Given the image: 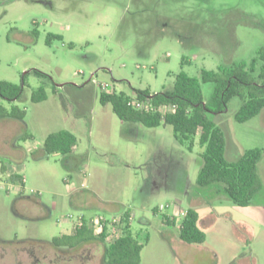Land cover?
<instances>
[{
    "label": "rangeland",
    "instance_id": "374dc122",
    "mask_svg": "<svg viewBox=\"0 0 264 264\" xmlns=\"http://www.w3.org/2000/svg\"><path fill=\"white\" fill-rule=\"evenodd\" d=\"M262 49L264 0H0V81L23 86L19 99L0 98L8 116L12 106L23 112V123L0 120V264H106L104 241L68 251L49 242L80 212L124 208L143 242L140 264H264V110L236 121L235 96L209 114L226 160L262 150V189L241 207L216 193L219 183L196 184L197 139L188 150L171 125L121 120L100 101V84L136 98L171 89L180 72L198 78L208 99L213 83L201 82L202 70L257 59L258 72ZM39 87L46 98L33 102ZM60 129L76 136L72 152L46 153L44 139ZM189 207L202 215L203 244L179 243L178 225L163 222Z\"/></svg>",
    "mask_w": 264,
    "mask_h": 264
},
{
    "label": "trees",
    "instance_id": "16d2710c",
    "mask_svg": "<svg viewBox=\"0 0 264 264\" xmlns=\"http://www.w3.org/2000/svg\"><path fill=\"white\" fill-rule=\"evenodd\" d=\"M259 58L264 61V49L260 51ZM256 65L257 59H252L248 65L238 62L231 67H219L217 71L202 70L201 82L213 83L208 99L203 96L200 80L185 72L177 74L171 89L157 93H150L148 90L136 91L137 99H149L154 105H175L172 111L164 115L158 111L149 113L129 106L127 102L130 98L123 92H101L100 101L110 103L113 112L121 120L140 122L148 127H157L161 123L171 125L176 140L188 150H192L197 139L202 149V164L196 184L212 187L219 183L216 193L223 194L234 204L245 207L253 203L263 186L257 170L262 150L254 147L244 151L235 161L226 160L223 131L209 114L225 112L229 100L235 96L243 99L234 113L236 121L244 122L264 110V67L257 72ZM34 71L41 74L38 70ZM23 79L24 74L21 84H24ZM22 93V85L0 81V98L12 102L19 99ZM45 98L46 93L42 87L31 96L33 102H40ZM22 113L16 106H12L8 116L7 110L0 105V118L22 120ZM75 144L76 136L69 130L60 129L46 136L43 149L46 153L67 155L72 152ZM3 169L2 165L1 170ZM10 177L20 176L15 174ZM21 180L23 181L22 178ZM199 217L197 209L189 207L185 210L179 225V238L183 242H205L206 233L199 227ZM174 219L173 217L169 220L167 215L163 216L166 224L175 225ZM130 224H125L122 234L116 239L107 241L105 232L94 234L88 220L84 219L82 224L73 227L70 234L54 236L49 243L62 251H68L67 249H74L83 243L100 240L105 242L103 259L106 264H140L143 242L131 232Z\"/></svg>",
    "mask_w": 264,
    "mask_h": 264
},
{
    "label": "built area",
    "instance_id": "2783aa9c",
    "mask_svg": "<svg viewBox=\"0 0 264 264\" xmlns=\"http://www.w3.org/2000/svg\"><path fill=\"white\" fill-rule=\"evenodd\" d=\"M102 92L107 91L106 84H100ZM127 104L135 109L142 110L149 113L160 112L164 115L167 112L172 111L175 105H154L149 99L140 100L137 98H130ZM185 211H181L180 215L184 216ZM69 219L73 218L72 214H68ZM134 213L127 208L122 209L120 212L115 214L106 215L103 213L93 214L90 216H85L82 212L76 215L75 220L72 219L73 227H76L83 223L84 219L88 220V224L92 228L94 234L98 235L102 232L106 234V240L112 241L120 236L123 232V227L126 223L132 222L134 220Z\"/></svg>",
    "mask_w": 264,
    "mask_h": 264
},
{
    "label": "crops",
    "instance_id": "0c3cea01",
    "mask_svg": "<svg viewBox=\"0 0 264 264\" xmlns=\"http://www.w3.org/2000/svg\"><path fill=\"white\" fill-rule=\"evenodd\" d=\"M6 118H0V120H5ZM12 120H15V121H12ZM8 122H11V123H14V124H18L19 122L20 123H23V121L22 120H18V119H15V118H12V119H9V121ZM108 211H110V210H108ZM83 214H85V216H90L91 214H86V213H84V212H82ZM174 216H172L171 218H169V220H171L173 217L175 218L174 219V221H175V225H178V227H179V225H180V222H181V220H182V217H181V215L180 214H178V211L176 210V209H174L172 212H171ZM180 215V216H179ZM168 216V215H167ZM199 222H201L202 223V215H200L199 214ZM169 217V216H168ZM145 221H146V219H145ZM72 229H73V226H72V228H70L66 233H63V234H70L71 232H72ZM62 234V235H63ZM180 239V238H179ZM180 242L179 243H181V244H183V243H185V242H183L181 239L179 240ZM206 241V240H205ZM203 244V243H202ZM198 245H200V244H198ZM62 248V247H61ZM64 248V247H63ZM243 259H241V261L240 260H238V264H246V263H244V260L242 261Z\"/></svg>",
    "mask_w": 264,
    "mask_h": 264
}]
</instances>
